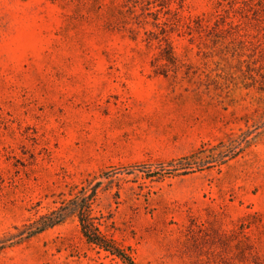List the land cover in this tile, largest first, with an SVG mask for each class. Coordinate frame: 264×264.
Segmentation results:
<instances>
[{"label": "rangeland", "instance_id": "rangeland-1", "mask_svg": "<svg viewBox=\"0 0 264 264\" xmlns=\"http://www.w3.org/2000/svg\"><path fill=\"white\" fill-rule=\"evenodd\" d=\"M126 260L264 264V0H0V264Z\"/></svg>", "mask_w": 264, "mask_h": 264}, {"label": "trees", "instance_id": "trees-1", "mask_svg": "<svg viewBox=\"0 0 264 264\" xmlns=\"http://www.w3.org/2000/svg\"><path fill=\"white\" fill-rule=\"evenodd\" d=\"M64 220L62 215L57 216V218H52L50 216H46L43 219H41V222L39 224V227L33 232V235L40 234L49 228H53L60 223H62ZM82 224V232L84 236L86 237L88 243L93 244L100 249H104L105 251H109L112 254H116L115 250L110 246V243L101 235L99 230L95 227L93 222L89 220H81ZM120 256V254H117ZM123 257V256H121ZM124 259V258H123ZM128 261V264H133L131 260H126Z\"/></svg>", "mask_w": 264, "mask_h": 264}]
</instances>
